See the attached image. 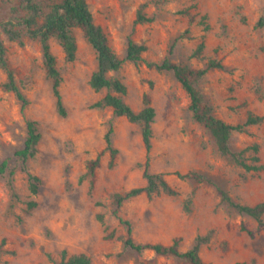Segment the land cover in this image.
Wrapping results in <instances>:
<instances>
[{
  "label": "rangeland",
  "instance_id": "rangeland-1",
  "mask_svg": "<svg viewBox=\"0 0 264 264\" xmlns=\"http://www.w3.org/2000/svg\"><path fill=\"white\" fill-rule=\"evenodd\" d=\"M86 2L119 58H125L128 39L147 47L143 61L124 60L109 74L125 84L123 99L136 111L143 106L142 95L150 94L155 116L149 170L164 173L177 191L176 195L158 192L151 198L141 194L122 203L118 214L129 222L134 241L169 244L180 237L179 248L187 250L202 236L207 239L199 255L205 264H264V226L238 213L218 191L223 189L247 205L264 200V24L256 25L264 17V0ZM141 4H146L143 12L151 20L133 26ZM13 8L16 0H0V21ZM72 33L77 44L72 62L64 61L57 40L50 39L62 78L65 115L57 111L39 42L24 37L19 44L2 35L28 103L22 110L15 96L0 86V163L7 162L0 173V264H57L62 250L67 255L85 254L90 264H189L124 245L127 230L114 215L113 197L146 184L141 127L115 116L110 108L93 106L107 90L89 86L96 66L94 52L80 30ZM199 44L203 48L194 55ZM215 49L226 71L209 69L194 86L203 103L227 123H242L249 113L263 117L247 132H232L229 139L234 152L258 145V164L263 166L259 171H246L232 157L221 155L209 131L192 118L188 96L173 74L146 66L168 58L203 68ZM4 79L0 70V84ZM26 120L36 122L40 139L23 169L16 151L26 136ZM109 128L117 149L113 166L104 151L90 175L88 161L104 149ZM252 156L251 150L243 154L247 161ZM188 170L211 182L182 180L174 174ZM27 172L39 177L36 194L28 189ZM30 200L36 202L32 208L27 206Z\"/></svg>",
  "mask_w": 264,
  "mask_h": 264
},
{
  "label": "trees",
  "instance_id": "trees-1",
  "mask_svg": "<svg viewBox=\"0 0 264 264\" xmlns=\"http://www.w3.org/2000/svg\"><path fill=\"white\" fill-rule=\"evenodd\" d=\"M17 8H13L10 15L0 21V70L4 73L5 79L0 84L6 92H11L20 102L23 110L28 101L18 86L14 71L10 65L7 46L2 38L4 35L7 40L15 41L22 44L23 38L28 37L36 39L41 48L42 64L46 75L51 81V90L55 98L57 111L60 115H65V110L60 92L61 74L56 65L55 56L51 50L50 39L54 37L64 54V61L72 62L76 57L77 44L72 33L73 29L82 32L83 37L90 45L94 52L96 66L91 72L88 83L94 91L102 89L107 92L97 100L93 106L100 108H110L112 113L117 117H125L129 122H137L141 127V139L146 152V159L143 168V177L146 184L139 187H133L123 193H115L113 202L115 205L114 215L120 223L126 226L127 235L124 239V245L141 252L150 250L157 255L175 256L186 260L189 264H205L199 255L200 245L206 241V237L197 236L193 244L187 250L179 248L180 237H175L169 244L158 242L138 243L131 236V227L128 221L121 218L118 210L122 203L127 199L144 194L147 198H151L155 193L163 192L167 195H176L177 191L167 182L165 174L162 172H151L149 170V152L151 149L152 123L155 116V109L152 105L150 94L142 95L143 106L139 110H134L123 99L127 92L125 84L110 72L117 71L122 66L124 60L137 64L143 61L142 54L147 47L143 43H136L132 39H128L126 55L124 59L119 58L108 44L107 35L103 29L94 22L93 15L86 0H16ZM146 4L138 7L133 26L138 23L148 22L151 18L147 17L143 9ZM20 10L22 14H17ZM264 24V17H260L256 23L257 26ZM203 48V44H199L194 50V55H198ZM149 68L156 70L170 71L175 79L179 82L181 88L188 96V109L192 114V118L199 124L203 125L215 140L218 152L224 156H230L246 171H259L263 168L262 164H258L259 157L258 145H249L238 152L231 150L229 139L232 132H247L249 126L260 122L263 117L249 113L242 123L231 124L216 117L209 106L203 103L200 92L195 88L194 82L201 78L209 69H219L226 71V67L218 58L217 49L213 51V56L207 61L205 67H190L182 63H175L168 58H164L159 63L146 62ZM109 128L104 135V149L97 156L88 161V173L93 175L94 170L100 163V157L104 151H108V165L113 166L117 149L111 144ZM40 139L37 131L36 122L26 120V136L23 145L16 151L23 164L29 158L35 155L36 145ZM251 150L253 156L247 161L243 154ZM7 166L6 161L0 163V173ZM26 170V169H25ZM174 174L182 180H192L195 182L211 181L204 177L201 173L188 170L186 172L176 171ZM28 189L30 193L36 194L38 190L39 177L31 172H27ZM223 201L230 204L238 213L246 214L252 217L258 225L264 226L262 218L264 214V200L254 205H247L234 201L229 194L223 189L218 190ZM36 202L30 200L27 202L28 208H32ZM98 220H102L100 214L97 215ZM3 241V240H2ZM1 252V244H0ZM91 259L85 254L67 255L65 250L61 251L60 261L57 264H90ZM234 264H248L245 261H238Z\"/></svg>",
  "mask_w": 264,
  "mask_h": 264
}]
</instances>
